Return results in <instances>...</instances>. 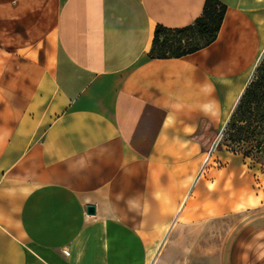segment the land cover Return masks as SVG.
Returning <instances> with one entry per match:
<instances>
[{"label": "crops", "instance_id": "obj_1", "mask_svg": "<svg viewBox=\"0 0 264 264\" xmlns=\"http://www.w3.org/2000/svg\"><path fill=\"white\" fill-rule=\"evenodd\" d=\"M218 1L210 44L157 58L205 0H0V264H147L264 48V0ZM239 210L216 264H264V204Z\"/></svg>", "mask_w": 264, "mask_h": 264}, {"label": "rangeland", "instance_id": "obj_2", "mask_svg": "<svg viewBox=\"0 0 264 264\" xmlns=\"http://www.w3.org/2000/svg\"><path fill=\"white\" fill-rule=\"evenodd\" d=\"M262 60L264 48L248 82ZM236 176L242 183L237 191ZM187 187L181 211L168 224L145 230L146 243L153 247L147 264H216L231 220L218 215L219 207L226 204L242 211L264 204V158H244L219 142L210 159L194 169Z\"/></svg>", "mask_w": 264, "mask_h": 264}, {"label": "trees", "instance_id": "obj_3", "mask_svg": "<svg viewBox=\"0 0 264 264\" xmlns=\"http://www.w3.org/2000/svg\"><path fill=\"white\" fill-rule=\"evenodd\" d=\"M225 6L205 0L202 14L190 25L167 28L157 25L150 56L180 57L210 44L220 27ZM244 158H264V60L255 69L226 122L219 141Z\"/></svg>", "mask_w": 264, "mask_h": 264}, {"label": "water", "instance_id": "obj_4", "mask_svg": "<svg viewBox=\"0 0 264 264\" xmlns=\"http://www.w3.org/2000/svg\"><path fill=\"white\" fill-rule=\"evenodd\" d=\"M86 211L88 214H93L94 213V206H92V205L87 206Z\"/></svg>", "mask_w": 264, "mask_h": 264}]
</instances>
